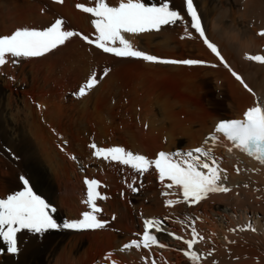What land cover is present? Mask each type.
<instances>
[{
    "label": "bare ground",
    "instance_id": "obj_1",
    "mask_svg": "<svg viewBox=\"0 0 264 264\" xmlns=\"http://www.w3.org/2000/svg\"><path fill=\"white\" fill-rule=\"evenodd\" d=\"M214 1L194 0V6L204 24L202 27L204 26L210 42L217 45L224 58L253 92H248L237 82L230 75V71L201 69L215 73L216 82L222 79L227 83L229 91L225 96L232 107V115L228 119H243V113L249 107L258 104L264 106V65L247 59L251 55L264 56V38L253 36L250 32L254 26V30L257 28L260 32L264 31V0H239L240 4L233 0V8L230 6L233 9V19L229 25H226V19L222 20L227 16L225 13L228 9L226 10L225 6L222 9L221 0V8L218 6L219 10H212ZM107 2L110 6H118L119 0ZM144 2L151 5L159 4L160 0ZM78 3L94 6V0H63V3L49 0H0V35L11 34L20 27L42 29L55 19L61 18L66 22L65 30L77 31L94 39L96 33L91 24L93 17L78 9ZM176 4L186 14V0H176ZM188 18L190 25V17ZM189 25V35L193 41L182 38L180 40L181 35L175 33L158 37L163 29L158 31L159 33L154 30L126 34V39L136 50L160 59H186L182 53H175L176 48L182 47L195 49L199 56L207 57L210 62L216 64L218 57L216 60L203 43V39ZM184 27L181 28L183 35ZM6 60L7 63L0 66V163H7L1 154L9 157L16 155L15 158H20L17 162L19 171L29 179L37 194L57 208L54 218L59 223H63L65 219L82 218V212L90 210L83 203L86 199V185L83 181L85 178L97 179L101 183L102 195L107 197L106 200L98 201L102 209L98 218L107 221L108 226L105 229L75 232L53 230L39 238L26 232L18 234V246L22 250L15 256L7 254L6 251L0 252V264H151L152 260L157 264H191L181 251L186 250V245L167 235V232H174L189 239L191 229L188 225L193 223L197 232L204 237V240L195 246V250L203 254L200 264H264V165L236 149L223 134L215 132V126L227 118H218L211 125L205 119H200V128L196 130L192 128L193 119L189 121L188 126L186 122L185 124L177 118L174 119V116L178 117L177 113L169 111L168 108L165 112L169 111L172 116L170 117L173 118L168 121V125L161 126L162 122H157L161 126L157 128L153 119L146 122V118L139 123L142 114L140 115L138 110L143 108L137 107L140 106L137 104L143 97L140 96L135 77L143 74L150 64L135 58H118L103 53L80 37L72 38L44 57L23 59L16 63H13L10 57H6ZM157 67L175 69L181 75L191 76L187 74V67L168 64ZM105 68L111 70V74L105 79H99ZM199 70L196 69L197 74ZM93 72L99 82L93 89L88 90L85 96L77 97L80 101H86L92 94L101 91L102 95L98 101L102 104L110 99H118L124 84L125 88L130 90L128 92L126 89L128 95L124 96L130 99V104L124 106L120 100L118 106L116 101L118 108L114 107L117 112L112 113L109 109L111 114L108 116H103L104 113L100 111L102 104H98L100 107L96 110L101 113H95L102 114V117L97 118L98 120L89 117L82 127H78L69 115V110L72 111L75 106L65 102V93L76 85L78 92ZM124 75L125 78L128 75L127 81L122 77L118 79V76ZM129 86L131 87L128 88ZM142 93L145 95V92ZM122 98L121 96L120 99ZM108 105L109 103L106 107ZM15 106L22 107L28 117L27 131L26 127L19 128L20 132L17 131L19 117L17 118L16 110L14 111ZM43 106H46V109ZM144 106L147 107L146 104ZM83 108L81 110L89 111L86 105ZM151 114L149 113L150 116ZM169 115L167 120L171 119ZM154 117L153 114L151 118ZM138 123H142V128ZM146 123L149 124L148 131L144 129ZM211 134L216 136L217 140L213 141ZM59 135L62 136L63 142H67L66 152L59 150ZM164 139L167 140L165 144ZM92 142L100 147H124L134 154L145 155L153 160L161 151L172 153L181 149L180 151L187 152L196 147L204 148L211 153L207 158L209 162L212 157L216 158L222 170L221 183L231 191L210 193L207 198L196 204L185 202L178 189L165 187L170 181L160 182L159 174L154 168L140 175L128 166L95 158L89 148ZM4 146L6 149H12L11 154H8L7 150L3 151ZM73 155L77 157L78 162L71 159ZM4 170H0L1 174L7 177ZM225 175L226 180L223 179ZM133 179L136 181L134 186L141 187L137 193L128 188ZM10 184L13 192L21 190L16 180ZM12 191H9V194H12ZM169 200H172L173 204L169 205ZM148 219H158L162 222L166 231L158 232L153 229V234L169 247L161 249L153 246L150 250L124 249L125 244L141 238L143 222ZM249 223L256 231L247 227ZM241 227L244 228L243 231L239 230ZM231 229L237 231L233 232ZM0 248L6 246L0 242Z\"/></svg>",
    "mask_w": 264,
    "mask_h": 264
},
{
    "label": "snow or ice",
    "instance_id": "obj_2",
    "mask_svg": "<svg viewBox=\"0 0 264 264\" xmlns=\"http://www.w3.org/2000/svg\"><path fill=\"white\" fill-rule=\"evenodd\" d=\"M57 2L63 3V0H57ZM76 7L93 17L91 24L96 33L94 39L77 31L65 30L66 22L59 18L55 19L50 26L42 29L20 27L11 34L0 35V66L7 63L6 57L12 58L13 63L28 58L44 57L74 37H80L87 44L102 50L103 53L112 54L118 58H135L168 65L197 66L205 64L204 61L198 59H160L155 55L136 50L126 39V34L159 31L164 26H178L181 23L185 25L184 30L187 32L188 22L179 11L170 7L168 0H162L159 4L153 3L151 5L145 3L144 0H119L118 6H110L107 0H94V6L78 3ZM186 8V15L190 17V28L203 39L207 48L218 57L219 63L229 70L231 75L248 92L252 93L253 89L238 73L230 68L217 45L210 42L206 36L201 17L198 15L197 8L194 7V0H186ZM259 35L264 36V31H261ZM247 59L264 64V56L251 55ZM212 66L215 67L216 65ZM108 72L109 69L105 68L104 75L106 76ZM99 79H103V77ZM98 82L97 75L93 72L74 95L77 97L85 96L88 90L93 89ZM215 132L223 134V137L230 141L236 149L246 153L249 157H254L255 160L264 165V106L258 104L249 107L243 113V119L221 120L215 126ZM211 139L215 141L217 137L212 136ZM65 143L67 142L65 141ZM89 148L92 149V155L97 159L128 166L140 175L148 173L150 169L154 168L159 174L160 181H170L165 187L178 189L185 202L196 204L207 198L210 193H228L231 191L229 187L221 183L222 170L216 158L212 157L209 162L207 158L211 155L210 151L201 147H196L187 152L167 153L161 151L154 160L145 155L134 154L120 146L100 147L97 143L92 142L89 144ZM71 159L75 161L77 157L72 156ZM237 172L239 173V169ZM19 179L22 182V190L14 191L6 198H0V242L6 246V248H0V252L6 251L7 254L13 256L18 255L22 250L18 246V234L25 232L39 238L53 230H99L108 226L107 221L98 218V214L102 212L98 206V201L106 200L107 197L102 195L101 183L97 179L85 178L83 181L86 185V199L83 203L90 210L83 211L82 218L65 219L63 223H59L54 218L57 208L34 191L29 179L23 175ZM223 179L226 180L227 176L225 175ZM135 183L136 181L133 179L128 184V188L133 193L139 191V188L134 186ZM167 203L171 205L173 201L169 200ZM182 223L187 224L186 221H182ZM188 227L191 229V238L189 239H185L174 232H167V235L177 241H182L186 245V250L181 251L191 264H200L203 254L195 250V246L201 243L204 237L197 232L194 223ZM247 227L256 231L250 223ZM153 229L158 232L166 231L160 220H145L142 237L125 244L124 249L142 248L150 250L153 246H158L161 249L169 247L160 242L158 236L153 234ZM239 230L243 231L244 228L241 227ZM231 231L235 232L237 229H231ZM229 243H233V241H229ZM151 264H157V262L152 260Z\"/></svg>",
    "mask_w": 264,
    "mask_h": 264
},
{
    "label": "rangeland",
    "instance_id": "obj_3",
    "mask_svg": "<svg viewBox=\"0 0 264 264\" xmlns=\"http://www.w3.org/2000/svg\"><path fill=\"white\" fill-rule=\"evenodd\" d=\"M49 1H56L57 2V0H49ZM214 0H212V2H213ZM223 2V5H221L222 3H221V0H215L214 1V3H212V6H211V8H212V10H215V11H217V9L219 10V8H221L220 7V5L222 6V9H224V6H225V8H226V10H227V13H225L227 16L225 17V18H222V20H225L224 21V23H226V25H229V24H231V21H232V19H233V9H231L230 8V6L232 7V2H233V0H229V1H226V0H222ZM237 2H239V0H236ZM160 2H162V0H160ZM168 2H169V4H170V7L173 9V10H176V11H179L180 13H181V15L183 16V14H184V17H185V20L187 21V22H189L188 20H187V15L185 14V11L184 10H182L180 7H177L178 5L176 4V0H168ZM230 2V3H229ZM146 3V2H145ZM219 3V4H218ZM221 3V4H220ZM229 3V4H228ZM158 4V3H157ZM228 6H227V5ZM231 4V5H230ZM239 4H240V2H239ZM217 6V7H216ZM218 6H219V8H218ZM217 8V9H216ZM230 8V9H229ZM233 8V7H232ZM214 11V12H215ZM198 13H199V11H198ZM216 13V12H215ZM199 16H200V13H199ZM189 19V18H188ZM201 21H202V19H201ZM229 22V23H228ZM188 25H189V23H188ZM202 25H204V24H202ZM183 26H185L183 23H181V24H179L178 26H165V27H162V29H163V32H165V33H160L159 34V36L158 37H160V35H161V37H163V35L162 34H166V35H169V34H171V35H173L174 33L176 34V35H181L182 37H184L183 39L185 40H189V41H193V38L189 35V28H188V31H187V33L186 32H184V35L182 34V31H181V28L183 27ZM190 26V25H189ZM225 26V25H224ZM204 27V26H203ZM255 27V26H254ZM254 27H251V30H250V32H251V35H253V36H256V37H260V38H264V36H261V35H259V33H260V31L257 29V28H255V30H254ZM170 30V31H169ZM174 31V32H173ZM159 32H160V30H159ZM158 31H155V33H159ZM170 32V33H169ZM181 36H179V39L181 38ZM181 40V39H180ZM202 40V39H201ZM210 40V39H209ZM203 41V40H202ZM211 41V40H210ZM177 44H175V46H176ZM94 46V45H93ZM177 47H178V45H177ZM176 48V47H175ZM177 49V50H176ZM175 49V53H176V55H180L181 53V55L183 56V57H185L186 59H198V57L200 58V59H198V60H202V59H204V60H202V61H204L205 63H207V64H204V65H197V66H186V65H179V66H182V67H187L188 69H187V74H190L191 76H189V75H186V74H183V75H181V74H179V72L177 71H175V69H170L169 70V68H163V69H161L160 67L158 68H156V66H158V65H161L162 63H153V62H148V65L150 66L149 68L148 67H146V69H144V71H143V74H145V75H143V74H139V75H137V78L135 77V79H136V83H137V85H139V86H137V88L138 89H140L139 91V93H141V98L143 97V100H140L141 102L139 103V104H137V105H140V106H137V107H139V108H143V110H138V112H140L139 114L141 115V120H139L138 122L140 123V121H142V120H144L145 118H146V122H148V121H152V119L154 120V125L157 127V128H159V127H161L162 125L163 126H166V125H168L169 124V122L168 121H170V120H172L173 118L174 119H178V120H180L182 123H185L186 125H188V124H190V120H194L193 122V124H194V126L192 127V128H194V129H199L200 128V119H202V120H206L210 125L216 120V119H218V118H229L232 114H231V106H230V101L226 98V96H225V94H226V92H228L229 91V89L227 88L228 87V85H227V83L226 82H224L222 79H218L217 80V82H216V74L215 73H211V72H208L209 70H211V69H213V70H226V71H229V70H227L225 67H223V65L222 64H218V62H219V60L217 59V57L215 56V54H212L211 52V54L216 58V60H218V62L215 64V63H212V62H210L209 60L210 59H207V57H204V56H199L198 55V53H197V51L195 50V49H192V50H188L187 48L186 49H183L182 47H178V48H176ZM188 50V51H187ZM176 51H178V52H176ZM197 55H196V54ZM191 56H190V55ZM196 56V57H195ZM198 56V57H197ZM140 60V59H139ZM206 60V61H205ZM226 60V62L230 65V63H229V61L227 60V59H225ZM141 61V60H140ZM143 61V60H142ZM141 61V62H142ZM251 61V60H250ZM146 61H144L143 63H145ZM209 62V63H208ZM254 62V61H253ZM77 63H79V62H77ZM254 63H257V64H260V65H264V64H261V63H258V61L257 62H254ZM154 64V65H153ZM146 65H147V63H146ZM155 66V68L154 67H152V66ZM163 65V64H162ZM167 65V64H166ZM212 65H216L215 67H213ZM173 66H178V65H173ZM216 67H217V69H216ZM232 66L230 65V68H231ZM195 69V70H192V69ZM198 68V70L200 71V72H198V74H197V72H196V69ZM201 68H207L208 69V71H205V70H202ZM167 69V70H166ZM232 70H234L233 69V67L231 68ZM192 70V71H191ZM111 70H109V72H110ZM189 72V73H188ZM119 74H121V72H118ZM117 73V74H118ZM195 73V74H194ZM230 73V72H229ZM102 75H101V77H103V79H105L106 77H108V74H111V72L110 73H108L107 74V76H105L104 74H103V72L101 73ZM177 74H178V76H177ZM185 75V76H184ZM214 75V76H213ZM231 75V74H230ZM142 76V77H141ZM190 78H189V77ZM120 77H122V79L124 78V80H126L127 81V79H128V75H126V78H125V75L124 76H118V79H120ZM141 79H140V78ZM179 77H181V78H179ZM188 77V78H187ZM195 77V78H194ZM207 77V78H206ZM233 77V76H232ZM234 78V77H233ZM115 79H117V78H115ZM117 79V80H118ZM137 79H138V81H137ZM235 79V78H234ZM260 79H262L261 77H260ZM123 80V81H124ZM140 80V81H139ZM236 80V79H235ZM114 81H116V80H114ZM119 81V80H118ZM237 81V80H236ZM238 82V81H237ZM142 83V84H141ZM116 84V83H115ZM123 86H124V84L122 85V90L123 91H121V93H120V97L122 96L123 98L122 99H120V97L118 98V99H110V100H107V103H106V101H105V103L104 104H102V102L100 103V101H98L99 100V98L101 97V95H102V91L101 92H98V93H94V94H92L86 101H87V103H86V101L84 100V101H80V99H78L77 98V96L76 95H74V93H76V91H77V89H78V87H77V85L76 86H74V88L73 87H71L69 90H67L66 91V93H65V102L66 103H73L74 104V106H75V108H77V109H72V111L71 110H69V115H70V117L72 118V120H73V123H74V125L75 126H78V127H82L83 126V124H85V122L87 121V119H89V117L90 118H92V119H97V118H101L102 117V114H103V116L104 115H107L108 116V114H111V112L112 113H114V112H117V108H118V104H119V101L121 100L122 101V105H124V106H128V104H130V99L128 100V98H125L127 95H128V93H127V88H125V86H124V89H123ZM144 88H143V87ZM121 87V86H120ZM131 86H129L128 88H130ZM142 87V88H141ZM224 87V88H223ZM226 87V88H225ZM149 88V89H148ZM221 88V89H220ZM127 89V90H126ZM125 90H126V92H125ZM144 90V91H143ZM130 90H128V92H129ZM124 92V93H123ZM142 92H145V95H143L144 93H142ZM122 93H123V95H122ZM127 93V94H126ZM147 93V94H146ZM125 94V95H124ZM95 95V96H94ZM143 95V96H142ZM125 96V97H124ZM146 96V97H145ZM2 97H4V95H2ZM144 97H145V99H144ZM150 97V98H149ZM154 97V98H153ZM91 98V99H90ZM32 99V98H31ZM89 99H90V101H89ZM137 100V99H136ZM68 101V102H67ZM113 103H112V102ZM116 101H117V105H116ZM99 102V103H98ZM150 102V103H149ZM84 103V104H83ZM109 103V105L107 106V107H109V108H107L106 107V105ZM137 103V102H136ZM135 103V104H136ZM100 104H102V105H99ZM110 104H112V105H110ZM114 104V105H113ZM144 104H146V106L147 107H145L144 106ZM85 105H86V107H87V109H89V111H87V110H81V109H84L83 108V106L85 107ZM98 105V106H97ZM78 106V107H77ZM110 106H111V108H110ZM114 106H117V108H115ZM45 107V108H44ZM91 107V108H90ZM98 107H100L101 109H100V111L102 112V114H100L101 112L99 111V110H96V109H98ZM107 108V112H106V108ZM155 107V108H154ZM15 108L16 109H14V111L16 110V114H17V118L19 119V122H17V124H18V128H17V131L18 132H20V129L19 128H24L25 129V127H26V131H27V129H28V127H27V125H28V120H27V116L25 115V112H23V110H22V107L21 108H19V107H17V106H15ZM43 108L44 109H46V106H43ZM94 108V110H92ZM138 108V109H139ZM160 108V109H159ZM169 108V109H168ZM109 109H110V111H109ZM115 109H116V111H115ZM148 109V110H147ZM165 109H168L169 111H174V112H176L177 113V115H178V117L177 116H174L173 118H171L172 116H171V114H170V112L169 111H167L169 114H167V115H169V118H171V119H169V120H167L168 118V116L166 115V113L167 112H165ZM19 110V111H18ZM80 110H81V112H80ZM103 110V111H102ZM76 111V112H75ZM87 111V112H86ZM94 113H93V112ZM100 112V113H95V112ZM151 111H152V113L155 115V117L154 118H151V117H153V114H151ZM70 112H71V114H70ZM74 112V113H73ZM89 112H90V115H89ZM94 114V116L92 115V113ZM144 112H146V114L144 113ZM149 113L151 114V116L149 115ZM21 114H22V116H21ZM50 114V113H49ZM77 114V115H76ZM83 114H84V116H83ZM143 114H145L144 116H143ZM199 114V115H198ZM87 115V116H86ZM96 115H99V116H96ZM146 115H147V117H146ZM150 117H149V116ZM73 116V117H72ZM77 116V117H76ZM101 116V117H100ZM130 116H132V115H130ZM142 116H143V118H142ZM171 116V117H170ZM25 117V118H24ZM79 117V118H78ZM84 117V118H83ZM165 117V118H164ZM22 118V119H21ZM139 118V117H138ZM155 118H156V120H155ZM75 119V120H74ZM81 119V120H80ZM95 119V120H96ZM150 119V120H149ZM166 119V120H165ZM86 120V121H85ZM98 120V119H97ZM76 121V122H75ZM81 121H83V122H81ZM165 121H167V123H164ZM198 121H199V123H198ZM161 123L162 122V124H161V126H159L160 124H158V123ZM138 123V124H139ZM164 123V124H163ZM198 123V124H197ZM77 124H79V125H77ZM147 125H145V127H144V129H145V131H148V123H146ZM157 124V125H156ZM26 125V126H25ZM189 126V125H188ZM139 127L140 128H142V123L141 124H139ZM48 129H49V127H48ZM193 129V130H194ZM211 136H213L212 134H211ZM163 142H164V144H165V142H167V140L166 139H164L163 140ZM7 146V145H6ZM6 146H4L2 149H3V151H5L6 152ZM10 149V148H9ZM11 151H12V149H10ZM181 149H177V152H179ZM8 154H11V152L10 153H8ZM11 157H9V156H7V155H2L1 154V157L2 158H4V160L5 161H7V163L6 162H1L0 163V165H2V166H0V170H4L5 172H7V177L6 176H3V174H1V171H0V181L2 182H0V184L2 185L3 183V185H2V187H1V185H0V198H4L5 196H7V195H9V191H12V187H11V182L12 181H15L16 180V182H17V184H18V186L21 188V190H22V184H21V181L19 180V177L21 176V175H23L20 171H19V169H18V165H17V162H19L18 161V159H20L19 157H17V158H15V156L16 155H10ZM96 158V157H95ZM22 159V158H21ZM17 160V161H16ZM24 173V172H23ZM3 176V177H2ZM3 180V181H2ZM6 182V183H5ZM161 183H162V181H160ZM4 185H7V186H4ZM10 185V186H9ZM3 186H4V188H3ZM32 186V185H31ZM11 187V188H10ZM138 188H141L140 186H138ZM6 189V190H5ZM10 189V190H9ZM34 189V188H33ZM35 190V189H34ZM139 191H140V189H139ZM12 193H13V191H12ZM115 216V214L113 215V217ZM195 218H197L196 216H195ZM56 231V230H55ZM69 232L70 231H72V230H68ZM58 232V231H57ZM75 232V231H74ZM61 233V232H60ZM109 253V252H108ZM108 253H106L108 256H109V254Z\"/></svg>",
    "mask_w": 264,
    "mask_h": 264
}]
</instances>
